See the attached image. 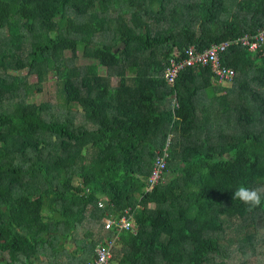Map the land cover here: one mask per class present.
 Masks as SVG:
<instances>
[{
  "label": "trees",
  "instance_id": "16d2710c",
  "mask_svg": "<svg viewBox=\"0 0 264 264\" xmlns=\"http://www.w3.org/2000/svg\"><path fill=\"white\" fill-rule=\"evenodd\" d=\"M263 24L264 0H0L4 264L48 249L47 264H67L64 250L87 264L98 244L88 228L130 205L113 264H227L255 247L264 205L249 212L233 193L264 185V44L235 40ZM226 40L221 63L236 74L225 92L211 65L166 81L175 48ZM51 72L68 113L33 99ZM170 134L166 180L146 191Z\"/></svg>",
  "mask_w": 264,
  "mask_h": 264
},
{
  "label": "built area",
  "instance_id": "2783aa9c",
  "mask_svg": "<svg viewBox=\"0 0 264 264\" xmlns=\"http://www.w3.org/2000/svg\"><path fill=\"white\" fill-rule=\"evenodd\" d=\"M235 41L241 42L244 46L248 47L250 51H257V49L264 44V24L254 34L245 33L244 35H240ZM235 41L226 40L219 43H212L203 50H199L195 45H189L182 51L175 48L164 70L166 81L169 84H174L179 74L184 69L196 65H211L214 82L221 84L228 81V79L235 76L236 72L232 66L222 65L221 53ZM171 138L172 134L168 136L162 152L158 155L154 163L146 188L148 191L152 190L161 181H165L164 172L168 165ZM102 202L103 201H100V206H104L105 203ZM133 210L134 208L131 206L127 208L121 215L119 221L110 218L105 219V229L112 230L114 225L117 226V229H113L114 231L111 232L110 238L98 242L95 248V259L87 264H113L112 258L114 248L119 241L120 233L123 230H133Z\"/></svg>",
  "mask_w": 264,
  "mask_h": 264
},
{
  "label": "rangeland",
  "instance_id": "374dc122",
  "mask_svg": "<svg viewBox=\"0 0 264 264\" xmlns=\"http://www.w3.org/2000/svg\"><path fill=\"white\" fill-rule=\"evenodd\" d=\"M68 56L71 55L70 52L67 53ZM86 62L85 58L82 56V52H79V60L78 63L79 64H84ZM100 72H105V69L103 68ZM21 75H27L28 78V82L30 84L36 83L38 81V78L35 74H28V69H22L18 72ZM117 78H114V82H116ZM231 84V81H225L224 83L219 84L220 86V93L225 92V88L227 86H229ZM42 86V91L36 93L33 96V99L36 100L37 103H39L40 101H51L52 104L54 106H59V113H68L66 112V109L62 106L63 103V98L59 93V88H60V83L58 82L57 78L54 76V74L51 72L48 76V78L41 84ZM79 111L81 112V109H79ZM79 111H77V108L75 106L74 108V112L81 114ZM173 135V134H172ZM104 199L103 202L104 203ZM96 224H95V223ZM93 224H95V226H92L90 228H88L89 230L93 231L95 233V238L97 239V242L100 241L99 238V233H105V230L103 228V222L100 220V222H96L94 221ZM101 228V230H100ZM85 230L86 229H80L79 233L77 236H73L74 238L78 237L79 239H81L82 237H84L85 234ZM247 232V231H246ZM246 234V233H245ZM72 237L71 241H74V243H65L64 244V248L65 246L69 248V251L73 252L75 251L76 248V243L74 238ZM257 237L260 238V242L257 241ZM238 245L237 241L233 242V244L231 245V247L229 248V250H233L236 246ZM120 247V246H119ZM50 255V250L48 249L47 251V255ZM47 255H35V257H31V259L33 260L32 264H47L48 260H46ZM233 257L231 259H228L226 261L227 264H264V229L260 230V234H256V245L255 247H248L245 250V253L243 251H236L232 253ZM39 256V258H38ZM83 258L84 256V251L80 250L79 252H77L74 256H70V254H68L65 250L62 254V256L59 257V260L62 263H71L73 264L74 261H77L78 259H80V257ZM5 259H6V255L4 254H0V264H4L5 263Z\"/></svg>",
  "mask_w": 264,
  "mask_h": 264
},
{
  "label": "clouds",
  "instance_id": "9594fccd",
  "mask_svg": "<svg viewBox=\"0 0 264 264\" xmlns=\"http://www.w3.org/2000/svg\"><path fill=\"white\" fill-rule=\"evenodd\" d=\"M165 180H166V176H165ZM146 191H148V190L146 189ZM233 199L239 200L244 205H246L247 211H249V212L253 211L254 209L261 208V206L264 205V185L252 187V188H249L246 185H240L238 188L235 189V191L233 193ZM101 201H103V199ZM104 201H105L104 206L105 205L108 206L106 199H104ZM104 206H102V207H104ZM130 206L125 207L122 212H119L117 214H115L114 212H108L106 215H104L101 218V221L103 222V228L105 229V223H104L105 219L110 218L112 220L119 221L121 215ZM131 207L134 208V210L132 211V214L134 216V213H135L137 207H139V206L136 205L135 207L134 206H131ZM132 222H133V220H132ZM113 229H117V226L114 225ZM113 229L112 230L106 229V231L113 232L114 231Z\"/></svg>",
  "mask_w": 264,
  "mask_h": 264
},
{
  "label": "crops",
  "instance_id": "0c3cea01",
  "mask_svg": "<svg viewBox=\"0 0 264 264\" xmlns=\"http://www.w3.org/2000/svg\"><path fill=\"white\" fill-rule=\"evenodd\" d=\"M220 87H221V86H220ZM220 87H219V89H220ZM219 89H218V92H220ZM225 91H226V88H225Z\"/></svg>",
  "mask_w": 264,
  "mask_h": 264
}]
</instances>
